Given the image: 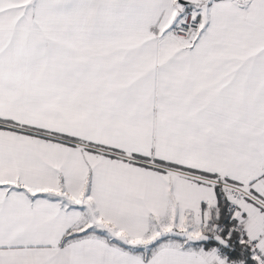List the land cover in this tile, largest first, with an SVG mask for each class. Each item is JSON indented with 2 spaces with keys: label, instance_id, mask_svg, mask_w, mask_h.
<instances>
[{
  "label": "snow or ice",
  "instance_id": "1",
  "mask_svg": "<svg viewBox=\"0 0 264 264\" xmlns=\"http://www.w3.org/2000/svg\"><path fill=\"white\" fill-rule=\"evenodd\" d=\"M0 264H264V0H0Z\"/></svg>",
  "mask_w": 264,
  "mask_h": 264
}]
</instances>
